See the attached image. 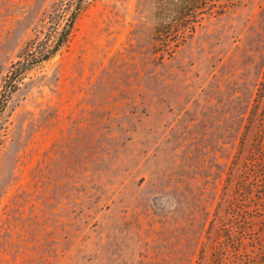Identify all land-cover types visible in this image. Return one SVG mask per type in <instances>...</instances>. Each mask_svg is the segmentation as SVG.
Segmentation results:
<instances>
[{"label": "rangeland", "instance_id": "1", "mask_svg": "<svg viewBox=\"0 0 264 264\" xmlns=\"http://www.w3.org/2000/svg\"><path fill=\"white\" fill-rule=\"evenodd\" d=\"M69 1L0 0V91ZM155 14L86 0L19 82L0 116V264H211L263 78L264 0L215 9L172 54Z\"/></svg>", "mask_w": 264, "mask_h": 264}, {"label": "trees", "instance_id": "2", "mask_svg": "<svg viewBox=\"0 0 264 264\" xmlns=\"http://www.w3.org/2000/svg\"><path fill=\"white\" fill-rule=\"evenodd\" d=\"M236 1L156 0L155 36L160 51L172 54L173 47L192 36L207 14L215 9L222 12ZM85 6L86 0L69 1L56 11L45 36L33 39L20 59L12 63L0 91V116L24 74L51 59L68 42ZM233 176V191L218 219L211 264H264V73L228 181ZM213 225L214 221L210 229Z\"/></svg>", "mask_w": 264, "mask_h": 264}]
</instances>
